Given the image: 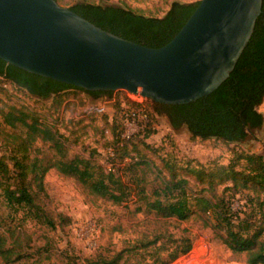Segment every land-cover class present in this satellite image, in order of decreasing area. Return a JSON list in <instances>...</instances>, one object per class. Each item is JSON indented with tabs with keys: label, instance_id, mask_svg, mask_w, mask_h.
<instances>
[{
	"label": "trees",
	"instance_id": "obj_1",
	"mask_svg": "<svg viewBox=\"0 0 264 264\" xmlns=\"http://www.w3.org/2000/svg\"><path fill=\"white\" fill-rule=\"evenodd\" d=\"M199 0H172L162 16L146 15L132 8L117 4L76 1L68 7L76 13L122 37L157 47L166 43L190 16ZM0 76L25 88L29 93L47 98L68 88L78 89L92 98L102 95L111 96L115 90H86L82 87L61 82L49 77L29 72L7 63L0 58ZM264 96V0L261 12L256 18L252 34L239 55L229 76L210 93L195 100L167 104L147 99L150 110L155 114L165 115L173 128L186 126L193 137H217L225 141H241L249 132L264 127V114L258 105ZM134 106L137 103L127 98L117 104L118 117L106 119L109 137L106 146L111 145L114 151L115 169L106 170L104 164L92 154L88 157L74 155L66 158L67 137L52 125L43 122L37 113L24 108L11 107L1 110L3 122L10 127L22 126L24 135H15L18 139L12 164L0 157V192L11 206L26 207L33 216L43 217L48 224L54 220L36 202V193L44 191V175L49 167H55L62 174L74 177L92 194L120 203L128 195V187L121 179L122 170L140 163L141 159L131 150L143 143L149 135L145 130L148 115L139 121V128L129 137H122L121 117L122 104ZM142 135V136H140ZM36 139L49 142L59 154L53 161L43 163L35 157L26 160L28 150ZM246 166L236 169L232 164L219 165L206 171L197 168V162L191 158L176 159L167 157L163 162L168 166L169 175L162 178L161 185L153 188L152 199L145 202V209L162 217H175L183 220L190 216L199 217L203 226H211L217 236L232 251L245 252L247 264H264V238L262 225H258L245 211V203L234 207L235 200L240 202L239 188H252L264 193V153L244 155ZM123 167H117V162ZM14 167V170L10 167ZM181 169V170H180ZM189 177L197 182L208 180L213 185L225 184L224 190H233L228 199L224 196L214 197L202 190L193 188ZM206 191V190H205ZM140 210V207H136ZM264 216V195L258 203L257 211ZM61 216V215H60ZM64 218V217H61ZM184 230H186L184 228ZM21 230L13 229L6 235L0 234V258L2 264H15L23 256L21 248ZM159 234L144 241L143 246L154 245L151 258L143 264H169L179 255L191 248V237L188 234L169 235V245H157ZM11 241L12 243H8ZM169 246H172L171 248ZM166 249V255H161ZM122 249L111 257L99 255L97 263L119 264ZM96 263V264H97ZM138 264V263H136ZM140 264V263H139Z\"/></svg>",
	"mask_w": 264,
	"mask_h": 264
},
{
	"label": "rangeland",
	"instance_id": "obj_2",
	"mask_svg": "<svg viewBox=\"0 0 264 264\" xmlns=\"http://www.w3.org/2000/svg\"><path fill=\"white\" fill-rule=\"evenodd\" d=\"M76 1L81 0H57L63 6ZM85 1L112 3L146 15L162 16L172 0ZM134 96L124 89H117L111 96L92 98L83 91L68 88L42 98L0 76V157L9 165L15 153L25 157L22 152H15L18 142L15 135L23 136L24 128L6 125L1 116V110L17 107L37 113L43 122L66 135V158L92 154L101 161L105 158L108 140L104 135L108 127L106 119L109 122L118 117L117 104ZM146 106L148 120L144 128L149 135L145 141L150 146L139 143L135 150H131L141 161L122 170L121 179L129 191L122 202L113 203L92 194L77 179L62 174L53 166L46 171L44 191L37 192L35 200L54 220V225L48 224L43 217L33 216L26 207L9 205L0 192V234L21 230L23 256L15 264H96L99 255L111 257L121 249L119 264H143L150 260L154 245L144 247L142 244L155 234L160 235L157 245H169L168 236L171 234L191 237L190 250L169 264H247L245 252L230 250L217 236L216 230L203 226L199 217L192 215L183 220L162 217L147 211L145 202L154 197L153 188L160 186L162 178L169 175L168 166L163 163L167 157L191 158L197 162V168L206 171L227 164L242 169L246 166L245 154L264 153V127L249 132L241 141L193 137L186 126L173 128L165 115L152 112L148 103ZM258 110L264 114V96ZM135 128V124L127 125L126 131ZM35 157L46 163L59 154L49 142L36 139L26 160ZM116 166L123 167V163L118 161ZM189 183L214 197L228 199L233 195V190L223 189V183L211 185L208 180L197 179L196 182L193 177H189ZM237 193L240 202L235 200L234 207L244 202L246 213L264 228V216L256 212L264 193L257 196L252 188H239ZM160 253L166 255L167 250L161 249Z\"/></svg>",
	"mask_w": 264,
	"mask_h": 264
},
{
	"label": "water",
	"instance_id": "obj_3",
	"mask_svg": "<svg viewBox=\"0 0 264 264\" xmlns=\"http://www.w3.org/2000/svg\"><path fill=\"white\" fill-rule=\"evenodd\" d=\"M262 0H199L152 47L104 29L57 0H0V58L86 90L124 89L180 104L214 90L236 64Z\"/></svg>",
	"mask_w": 264,
	"mask_h": 264
},
{
	"label": "built area",
	"instance_id": "obj_4",
	"mask_svg": "<svg viewBox=\"0 0 264 264\" xmlns=\"http://www.w3.org/2000/svg\"><path fill=\"white\" fill-rule=\"evenodd\" d=\"M129 93V92H128ZM133 94V93H132ZM139 97H132V100L137 104L134 106H128L126 104H122V111L120 112L121 117V125H120V134L122 137H129L134 132H136L139 128V121L141 119H145L148 115L146 105V100L148 98L140 95L134 94ZM150 100V99H149ZM135 124L136 128L131 131H126L127 125ZM106 136L109 137V132L105 130ZM114 151L111 145L106 147L105 150V158L101 159V162L104 164L106 170L113 171L115 169V161L113 160Z\"/></svg>",
	"mask_w": 264,
	"mask_h": 264
}]
</instances>
